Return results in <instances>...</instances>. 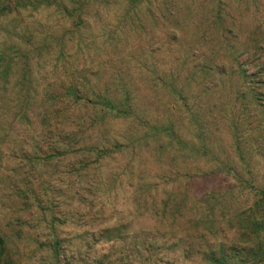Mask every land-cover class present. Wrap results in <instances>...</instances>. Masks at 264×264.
Instances as JSON below:
<instances>
[{
  "label": "rangeland",
  "instance_id": "374dc122",
  "mask_svg": "<svg viewBox=\"0 0 264 264\" xmlns=\"http://www.w3.org/2000/svg\"><path fill=\"white\" fill-rule=\"evenodd\" d=\"M0 264H264V0H0Z\"/></svg>",
  "mask_w": 264,
  "mask_h": 264
}]
</instances>
